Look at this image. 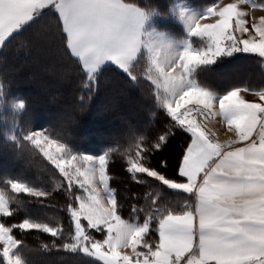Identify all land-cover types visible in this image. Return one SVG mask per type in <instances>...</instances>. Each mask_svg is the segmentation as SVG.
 I'll list each match as a JSON object with an SVG mask.
<instances>
[{
    "label": "snow or ice",
    "instance_id": "6c2138e0",
    "mask_svg": "<svg viewBox=\"0 0 264 264\" xmlns=\"http://www.w3.org/2000/svg\"><path fill=\"white\" fill-rule=\"evenodd\" d=\"M240 4L264 9V0L215 3L189 24L191 33L206 38L210 47L170 54L163 46L141 40L146 16L137 0H0V48L35 33L54 45L63 59L80 63L89 79L110 60L133 80L143 76L170 117L167 131L151 148L137 141L122 154L127 160L121 168L130 180L148 185L132 195L135 203L129 204L127 219L121 215L119 193L110 184L116 149L98 157L74 152L66 143L71 140L66 125L55 131L28 129L24 140L33 146L30 150L62 174L55 190L67 196L71 230L59 220L49 224L0 219V264H29L16 230L48 233L52 239L44 245L46 250L98 264H264V90L251 91L259 102L240 96L250 91L247 88H233L216 99L190 81L195 66L209 64L226 51L264 56V15L249 19ZM46 8L55 15L42 16ZM142 46L146 67L140 71L135 62ZM189 103L202 107L188 108ZM214 116L223 117L234 133L231 140L221 141L203 122ZM178 135L183 143L174 148L170 137ZM146 151L158 155L150 158ZM145 177L184 195L169 199ZM8 184L11 193L52 195L18 180ZM12 215L9 193L0 190V218Z\"/></svg>",
    "mask_w": 264,
    "mask_h": 264
},
{
    "label": "trees",
    "instance_id": "16d2710c",
    "mask_svg": "<svg viewBox=\"0 0 264 264\" xmlns=\"http://www.w3.org/2000/svg\"><path fill=\"white\" fill-rule=\"evenodd\" d=\"M182 1L203 10L220 0ZM174 2L137 0L146 13L154 14L152 23L158 30L179 40L185 33L177 20L156 18L157 11L168 17ZM41 15H55V12L46 8ZM143 58L142 53L135 63ZM194 78L200 87L218 95L233 88L264 90V57L244 52L224 56L213 64L198 67ZM16 101H23L21 110H14ZM169 123L166 108L143 76L133 80L117 66L109 64L96 70L89 79L80 63L63 59L56 47L42 36L30 32L17 37L7 48L0 49V190L9 193L13 210L11 217L0 219L19 223L27 218L49 224L59 220L71 230L65 209L67 196L62 189L55 190V183L63 179L62 174L42 154L30 150L33 146L24 140L28 129L52 128L55 131L66 125L71 134V140L66 143L74 152L102 155L116 149L109 170L110 184L119 193L123 205L121 215L127 219L129 204L135 203L132 195L142 192L148 185L130 180L121 168L127 160L122 154L129 144L137 141L146 149L151 148L158 136L167 131ZM170 140L174 148L183 143L179 135ZM145 155L155 158L158 153L146 151ZM171 155L174 158V152ZM145 179L153 187L166 190L170 199L184 195L181 190L162 185L155 178ZM12 180L51 191L52 195L36 198L11 193L8 182ZM95 235L100 238V233ZM16 237L23 241L21 254L29 264H87L88 259L89 264H98L91 258L46 250L44 245H50L52 238L42 231L16 230Z\"/></svg>",
    "mask_w": 264,
    "mask_h": 264
},
{
    "label": "rangeland",
    "instance_id": "374dc122",
    "mask_svg": "<svg viewBox=\"0 0 264 264\" xmlns=\"http://www.w3.org/2000/svg\"><path fill=\"white\" fill-rule=\"evenodd\" d=\"M233 2H236V0H220L218 3H233ZM239 6L249 13V19L251 18V16L253 14L257 18H259L260 15H264V9H259V8L252 9V8H250L249 5H245V4H240ZM208 8L203 9V10H198L194 7H191L187 3L183 2L182 0H175V2L173 3V5L170 8L168 17L165 14L161 13L160 11H157L159 13H158V15H156V18L168 19L171 17L172 19L177 20V22L184 27L185 37L182 39H179V40L175 39L174 37H172L171 35H169L166 32L158 30L155 27V25L152 23L153 22L152 19L154 17V14L151 15V14H148L144 11L145 16H146L145 25H144V43L145 44H152L154 46H163L164 48H166L168 50V52L170 54L181 53L188 47H192L196 50H206L208 47H210L209 42L207 41L206 38H202V37L193 35L190 31L189 24L192 20L199 19L202 15H204ZM145 51H146V49H145ZM239 52H241V53H243V52L244 53H253V52H247V51H243V50L231 51V52L226 51L224 54L217 56L211 63L205 64V65L213 64L214 62H216L221 57L232 56V55L239 53ZM253 54H257V53H253ZM257 55H259V54H257ZM144 61H145V57L140 62L136 63L138 65V70L143 71L145 69L146 63ZM205 65L195 66L192 73H191L190 81L194 82L197 86H198V83H197L196 79L194 78V73L198 67L205 66ZM124 72L128 74V72H126V71H124ZM209 92L214 97H216L215 93H213L211 91H209ZM159 101H160V99H159ZM19 103H23V101H16L15 105L19 104ZM191 107H193V106H191ZM193 108H195V107H193ZM21 109L22 108L14 107V110H21ZM132 111H134V110H132ZM132 111L130 113H128L130 117L132 115ZM85 154H89V155L96 156V157L99 156V155H93L90 153H85ZM169 154L171 155V152ZM161 189H162V191H164L167 194V198H168L167 191L164 190L163 188H161ZM78 191H79V189H78Z\"/></svg>",
    "mask_w": 264,
    "mask_h": 264
},
{
    "label": "crops",
    "instance_id": "0c3cea01",
    "mask_svg": "<svg viewBox=\"0 0 264 264\" xmlns=\"http://www.w3.org/2000/svg\"><path fill=\"white\" fill-rule=\"evenodd\" d=\"M144 25H145V20H144V23L143 25L141 26V29H140V34H141V40L144 42ZM145 52V49L141 48V53H144ZM109 64H113L115 65L112 61H105L102 65L99 66V68L105 66V65H109ZM116 66V65H115ZM98 68V69H99ZM97 69V70H98ZM199 86V85H198ZM200 87V86H199ZM203 88V87H202ZM250 90V89H249ZM251 91H254V90H250L249 92H241L240 93V96L245 99V100H248V101H253V102H259V99L258 97L254 96ZM261 91V90H260ZM157 94V93H156ZM223 95H218L216 94V99H219V97H221ZM188 108H199V107H202V105H196L194 103H189L186 105ZM193 106V107H191ZM215 106L216 108L218 109L219 108V101L217 100L215 102ZM193 115H196V113L194 112ZM202 119V118H201ZM207 127L209 129L212 130V132H214L216 134V136L221 140V141H229L233 138L234 136V133L229 131L228 130V125L224 122L223 120V117L222 116H214V117H211L209 120L207 121H203ZM230 134V135H229Z\"/></svg>",
    "mask_w": 264,
    "mask_h": 264
}]
</instances>
